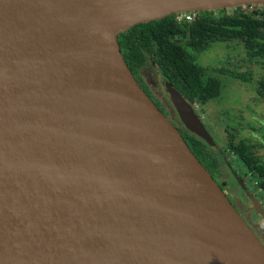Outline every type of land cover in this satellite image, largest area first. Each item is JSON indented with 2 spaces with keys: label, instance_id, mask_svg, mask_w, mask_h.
I'll return each instance as SVG.
<instances>
[{
  "label": "water",
  "instance_id": "1",
  "mask_svg": "<svg viewBox=\"0 0 264 264\" xmlns=\"http://www.w3.org/2000/svg\"><path fill=\"white\" fill-rule=\"evenodd\" d=\"M88 1L0 0V264H264L118 42L137 23L264 0H167L108 43L84 18ZM165 88L185 129L214 146L190 101Z\"/></svg>",
  "mask_w": 264,
  "mask_h": 264
},
{
  "label": "trees",
  "instance_id": "2",
  "mask_svg": "<svg viewBox=\"0 0 264 264\" xmlns=\"http://www.w3.org/2000/svg\"><path fill=\"white\" fill-rule=\"evenodd\" d=\"M249 6H235L219 16L210 11H197L188 23H179L173 14L137 23L118 34L120 50L137 82L151 99L144 75L146 68L154 64L164 85L169 82L188 100H211L220 95L222 85L217 77L203 78L204 68L196 62V55L212 41L240 38L244 41L247 59L260 61L264 66V9H257L258 5H251L249 9ZM180 36L187 38L186 46L177 43L176 38ZM214 71L241 80L251 79L249 71H236L228 67H218ZM256 91L260 97H264V75L258 80ZM154 103L163 111L162 103L158 100ZM181 134L197 159L209 171L207 160L213 156L209 145L187 129H182ZM233 139L234 136L230 135L228 148L249 170L262 178L258 185L264 189V161L259 163L252 144L234 143Z\"/></svg>",
  "mask_w": 264,
  "mask_h": 264
},
{
  "label": "rangeland",
  "instance_id": "3",
  "mask_svg": "<svg viewBox=\"0 0 264 264\" xmlns=\"http://www.w3.org/2000/svg\"><path fill=\"white\" fill-rule=\"evenodd\" d=\"M231 8L206 11H210L213 15L219 16L224 11L229 12ZM256 8L264 9V4L258 5ZM173 15L175 16L176 13ZM176 41L186 46L187 38L180 36L176 38ZM244 53V42L239 38H221L214 40L205 50L198 53L196 55V62L204 68L203 78L206 79L208 76L217 77L221 82L222 88L220 95L211 100L196 101L189 99V101L195 112L200 115L215 146L223 149L226 155L231 158L232 167L236 169L239 176L245 178L248 187L251 188L254 195L253 199H249L244 194L237 183V177L230 173L227 167L223 169L226 172L225 178L229 183V185H225V191L236 201L239 210L230 201L231 204L264 245V219L253 205V202L257 201L264 208V190L259 189L257 186L259 181L258 176L255 173L249 172L237 157H231L232 153L227 149L230 135L234 136V143L238 141L248 142V140L253 143H259L260 140L264 141V99L257 96L255 82L244 84L237 78L214 71L218 67H228L236 71L249 68L253 71L254 78L263 74L262 62L247 64L242 60V57L245 56ZM145 74L148 88L154 95V97L152 96L153 100H160L163 105V114L181 133L185 127L170 100L160 72L153 64L146 68ZM257 151L258 153L264 151V146L262 149L258 148ZM222 191L224 192L223 189ZM224 194L229 199L225 192Z\"/></svg>",
  "mask_w": 264,
  "mask_h": 264
},
{
  "label": "bare ground",
  "instance_id": "4",
  "mask_svg": "<svg viewBox=\"0 0 264 264\" xmlns=\"http://www.w3.org/2000/svg\"><path fill=\"white\" fill-rule=\"evenodd\" d=\"M167 0H89L87 13L84 18L93 21L97 35L105 43L118 30L140 18L162 15L161 8ZM200 186L205 191L214 195V187L209 185L204 178ZM221 217L218 221H224ZM236 247L235 242L228 239ZM254 250V249H253ZM251 250V251H253ZM259 256V254H258ZM264 258V256L260 257Z\"/></svg>",
  "mask_w": 264,
  "mask_h": 264
},
{
  "label": "flooded vegetation",
  "instance_id": "5",
  "mask_svg": "<svg viewBox=\"0 0 264 264\" xmlns=\"http://www.w3.org/2000/svg\"><path fill=\"white\" fill-rule=\"evenodd\" d=\"M240 39V38H239ZM242 40V39H241ZM243 41V40H242ZM244 42V41H243ZM245 49V48H244ZM244 57H242V60L243 62H246L247 64H253V63H258V61L256 60H252V61H249L246 57V51L244 53ZM260 62V61H259ZM263 65V64H262ZM263 69H264V66H263ZM242 71H249L250 74H251V79L250 80H241L239 79L241 82H243L244 84H251L252 82H255V90L257 88V85H258V80L260 79L261 76L264 75L261 74L259 75L257 78H254V74H253V71L251 69H246V70H242ZM228 76V75H227ZM231 77V76H230ZM235 78V77H233ZM238 79V78H237ZM255 79V80H254ZM150 91V94H151V97L153 95V93L151 92V90L149 89ZM256 94H257V91H256ZM257 96H259L257 94ZM260 97V96H259ZM262 99H264V97H260ZM153 99V98H152ZM157 100V99H156ZM160 102V100H158ZM161 103V102H160ZM209 132V131H208ZM229 142V140H228ZM238 142H244V143H247V144H252L253 145V151L254 153L256 154L257 158H258V161L259 163L263 162L264 161V151H260L258 153L257 149L260 148L262 149L263 146H264V141L260 140L259 143H253V142H250V140H248V142L246 141H238ZM210 147V150L213 152V156L211 158H209L207 160V164L209 166V171H210V174L212 175V177L217 181V183L221 186V188L224 190V192L228 195V193L225 191L226 189L224 188L225 185H229V183L227 182L226 180V172H224V168L227 167L230 171V173H232L236 178L237 180V183L239 185V187L242 189V191L244 192V194L249 198L251 199L247 193L243 190V188L240 186V183L238 182V178L242 181V183L245 185V187L247 188L248 192L254 197L253 193H252V190L250 187H248V183L247 181L245 180L244 177L242 176H239L236 172V169H234L232 167V163H231V158L228 157V155H226V153L224 152L223 149H220V148H217L215 145L214 146H209ZM227 149L232 153V156L231 157H237L239 159L240 162H242V164L244 165V167L251 173H253L251 170H249V168L247 167V165L237 156L234 154V152H232L229 148H228V143H227ZM259 154H261V156H259ZM223 173V174H221ZM258 178H259V181L257 183V186L259 189H262L261 187H259V182H260V179H262L257 173H255ZM264 190V189H262ZM229 197V200L232 202V204L235 206V208L237 210H239V207H238V204L236 203V201L230 197ZM259 203V202H258ZM254 205V204H253ZM259 206L261 209H263L264 211V208L261 206V204L259 203ZM255 207V206H254ZM257 210V208H255ZM259 213H261L259 210H257Z\"/></svg>",
  "mask_w": 264,
  "mask_h": 264
},
{
  "label": "built area",
  "instance_id": "6",
  "mask_svg": "<svg viewBox=\"0 0 264 264\" xmlns=\"http://www.w3.org/2000/svg\"><path fill=\"white\" fill-rule=\"evenodd\" d=\"M246 5H250L249 8H251V5L254 4H246ZM246 5H242V6H246ZM197 11H183V12H179L178 15L176 13V15L174 16V18L179 22V23H183V22H191L193 20V18L195 17Z\"/></svg>",
  "mask_w": 264,
  "mask_h": 264
}]
</instances>
